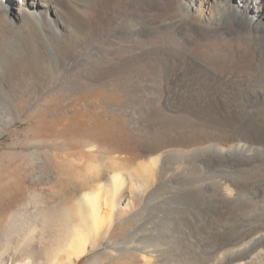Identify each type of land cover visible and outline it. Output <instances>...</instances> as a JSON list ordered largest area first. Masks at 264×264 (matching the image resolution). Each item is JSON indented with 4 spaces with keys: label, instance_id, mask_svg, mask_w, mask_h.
I'll return each mask as SVG.
<instances>
[{
    "label": "bare ground",
    "instance_id": "obj_1",
    "mask_svg": "<svg viewBox=\"0 0 264 264\" xmlns=\"http://www.w3.org/2000/svg\"><path fill=\"white\" fill-rule=\"evenodd\" d=\"M19 1L0 0V100L6 102V111L0 107V125L5 128L22 118L18 105L26 91L19 73L26 51L37 58L36 77L54 92L66 87L73 94L84 87L82 79L60 75L68 69L65 59L77 40L72 26L86 24L79 8L97 13L91 0H75L74 7L68 0ZM125 6L104 17L101 79L146 77L137 70L144 61L152 76L162 75L158 66L164 62L154 63L158 54L153 63L134 59L129 50L142 57L143 49L124 45L136 26L151 38L197 43L198 66L180 59L183 66L162 72L177 83L198 67V156L197 141L183 137L146 149L144 161H110L99 155L88 162L86 155L69 165L79 172L86 167L80 179L36 193L34 202L20 206L34 209L16 210L0 241L12 243L14 254L25 255L22 264H75L110 238L119 223L132 219L131 233L122 236L133 237L129 244L110 241L115 248L124 247L122 255L138 258L142 251L149 258L167 257L175 251L162 246L166 235L171 239L183 232L191 243L197 241L195 252L187 247L194 256L198 253L201 264H264V0H126ZM169 90L167 95L174 89ZM127 92L128 97L140 95L145 88ZM86 146L101 150L94 143ZM193 169L198 195L193 191L197 185L190 190L183 184ZM9 254H0V264H11L14 256Z\"/></svg>",
    "mask_w": 264,
    "mask_h": 264
},
{
    "label": "rangeland",
    "instance_id": "obj_2",
    "mask_svg": "<svg viewBox=\"0 0 264 264\" xmlns=\"http://www.w3.org/2000/svg\"><path fill=\"white\" fill-rule=\"evenodd\" d=\"M76 1L68 0L72 7L75 6ZM125 1L91 0L90 5L92 9L97 10V13L92 10L84 13V9L79 8L78 14L85 19L86 24L78 28L72 26L75 28L77 40L71 44L73 49L70 48V55L68 59H65L67 64L70 62L68 69L64 70V73L62 71L60 77L80 78L85 81L86 84L80 91L69 94L66 87H59L55 92L52 87H46L36 77V56L29 51L23 54L22 72L19 75L22 80L21 86L26 93L24 100L22 99L18 105L22 111V118L15 120L6 128L0 125V231H2L0 238L7 232L6 226H9L12 214L20 210V206H26L25 202L29 203L32 199L34 202L36 193L45 194L50 190L60 189L62 182L69 183L75 178L79 180L81 172H84L86 167L79 172L70 169L69 165L81 163V158L86 155L90 158L88 162H93L94 157L99 155L109 157L110 161H131L132 159L144 161L143 155L146 149L163 146L164 143L169 142L168 139L183 137L186 142L197 141L194 146L198 156V131L201 128L198 123V67L195 68L196 70L190 69L185 76L177 80V83L170 82L171 80L165 78L162 72L166 68L174 67L175 64L183 66L180 59L192 61L198 66L197 43L190 42L183 45L185 41L181 39L173 42L170 39L171 42L168 43L170 41L168 39L163 41L159 38H151L148 32L141 33L136 26L131 37L124 39V45L128 47L130 44L132 47L137 46L143 49L142 57L136 56L137 51L127 49L134 59L148 58L151 62L153 57L159 55L154 63L164 62L165 66L157 65L159 73L163 76L159 74V76H152L149 65L144 61L143 64L138 65L140 67H137V70L141 74L144 73L146 77L140 76L133 81L125 78L112 81L101 79L104 61L103 55L99 52L101 45L99 34L105 30L104 17L107 16L105 15L107 11L111 12L113 9L126 10ZM2 2L5 4L7 0ZM125 52L126 50L123 54ZM3 63L0 62V65ZM180 84H185V88ZM135 86L145 88V92L128 97L127 95L131 92L127 91ZM168 86L176 91L173 90L167 95V92L171 90ZM45 92H48V95ZM2 100H0V107L6 111V102ZM136 115L140 121H136ZM87 143H94L101 150L88 151ZM45 151H48V154H45ZM67 152L72 154L68 158L65 155ZM189 171L192 175L189 181L187 180L189 184L187 182L183 184L190 190L197 185L193 191L198 195V173L194 172V169ZM188 185H190L189 188ZM24 209L32 211L34 208L23 207L21 210L24 211ZM133 227L132 219L119 223L110 238L100 241L96 248L92 247L84 256L76 259L75 264H145L139 257L149 258V255L142 251H139V257L135 258L122 255L124 247L122 248L121 244L116 248L111 245L113 240L122 242L121 239L126 240L125 244H129L133 237H123L127 235V231L131 233ZM182 233L179 232V237L171 239L166 235L167 242L165 246L162 245L174 249V255L170 254L168 258L166 256L150 257L147 264H201L197 258L198 253L196 256L192 254L198 250V243L195 245L197 241L192 244L187 238L188 235ZM187 246L195 250L191 253L192 250ZM15 248L12 243L0 241V254L10 253L8 256H14L11 264H22L25 255H21L20 252L14 254ZM183 248L187 250V253L183 252ZM188 249L191 250L190 253Z\"/></svg>",
    "mask_w": 264,
    "mask_h": 264
}]
</instances>
